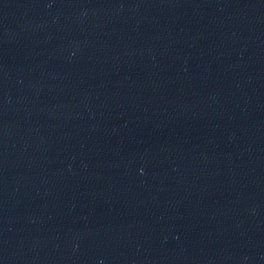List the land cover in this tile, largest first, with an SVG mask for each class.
I'll return each mask as SVG.
<instances>
[{"label": "water", "instance_id": "obj_1", "mask_svg": "<svg viewBox=\"0 0 264 264\" xmlns=\"http://www.w3.org/2000/svg\"><path fill=\"white\" fill-rule=\"evenodd\" d=\"M0 264H264V0H0Z\"/></svg>", "mask_w": 264, "mask_h": 264}]
</instances>
